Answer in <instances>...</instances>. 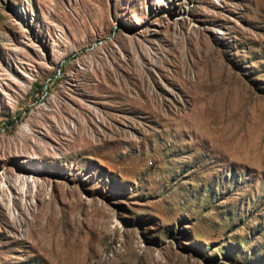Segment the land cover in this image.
<instances>
[{"label":"rangeland","instance_id":"1","mask_svg":"<svg viewBox=\"0 0 264 264\" xmlns=\"http://www.w3.org/2000/svg\"><path fill=\"white\" fill-rule=\"evenodd\" d=\"M0 264H264V0H0Z\"/></svg>","mask_w":264,"mask_h":264},{"label":"bare ground","instance_id":"2","mask_svg":"<svg viewBox=\"0 0 264 264\" xmlns=\"http://www.w3.org/2000/svg\"><path fill=\"white\" fill-rule=\"evenodd\" d=\"M20 180V179H19ZM16 181H18V179L16 180ZM29 180H28V178H26V179H23V182L21 183V187H22V189H24L27 185H28V182ZM6 187V186H5ZM9 189V187H7V190ZM2 191L3 192H5V189H2ZM9 191H10V189H9ZM10 194H11V191H10Z\"/></svg>","mask_w":264,"mask_h":264}]
</instances>
